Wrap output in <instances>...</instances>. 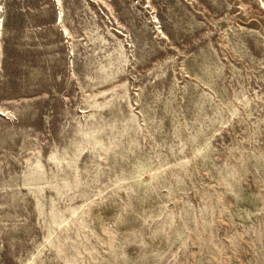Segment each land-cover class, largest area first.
<instances>
[{
	"label": "rangeland",
	"instance_id": "rangeland-1",
	"mask_svg": "<svg viewBox=\"0 0 264 264\" xmlns=\"http://www.w3.org/2000/svg\"><path fill=\"white\" fill-rule=\"evenodd\" d=\"M0 264H264V0H0Z\"/></svg>",
	"mask_w": 264,
	"mask_h": 264
}]
</instances>
